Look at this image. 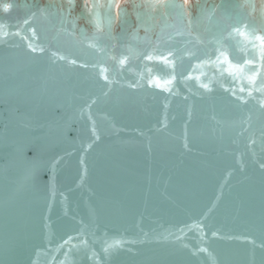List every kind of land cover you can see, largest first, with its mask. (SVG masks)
Returning <instances> with one entry per match:
<instances>
[{"label": "water", "instance_id": "obj_1", "mask_svg": "<svg viewBox=\"0 0 264 264\" xmlns=\"http://www.w3.org/2000/svg\"><path fill=\"white\" fill-rule=\"evenodd\" d=\"M70 1L0 0V264H264L247 0L117 26Z\"/></svg>", "mask_w": 264, "mask_h": 264}, {"label": "rangeland", "instance_id": "obj_2", "mask_svg": "<svg viewBox=\"0 0 264 264\" xmlns=\"http://www.w3.org/2000/svg\"><path fill=\"white\" fill-rule=\"evenodd\" d=\"M75 1H76V4L78 5V7L76 8L77 11H79V12L83 11V13H91L92 14V11L94 10L93 0H82V1L75 0ZM120 1H121V4L119 6V12L124 15V18H130V17L132 18L133 17L134 19H139L141 15H144L143 21L145 23L153 24V21H152L153 18L152 17L153 16L155 17V20H154V22H155L157 17H159L160 13L161 14L163 13V8H167V6L170 4L171 0H162L163 4L161 5L162 9H160V10L158 9V7L161 4L160 3L161 1L159 2L157 0H152V2H149L148 0H120ZM179 1L183 2L185 12L187 13L188 16H190L192 14V12L195 11L196 6H197V0H179ZM248 1H249V3H247ZM69 2H71V1L68 0V2L64 3L63 5L64 6L67 5ZM247 2H246V4H247L246 6L248 9L250 8V10L252 11V13H253L252 17L258 18V21H259V18L261 16L259 1L258 0H247ZM251 2H253L254 6L251 5ZM41 3L46 4V5H52L53 3L55 4L56 2H55V0H41ZM139 3L141 5V7H140L141 11H137ZM56 5L58 7L60 6L58 3H56ZM254 8L256 10L255 12L253 10ZM158 11H159V13H158ZM257 11L260 13L256 14ZM81 15H83V14H81ZM81 15H80V18H82Z\"/></svg>", "mask_w": 264, "mask_h": 264}, {"label": "bare ground", "instance_id": "obj_3", "mask_svg": "<svg viewBox=\"0 0 264 264\" xmlns=\"http://www.w3.org/2000/svg\"><path fill=\"white\" fill-rule=\"evenodd\" d=\"M148 1L152 2V0H148ZM157 1H159V2L161 1L160 2L161 4L158 7V9L160 10V9H162L161 5L163 4V1L162 0H157ZM258 1H259L260 10H261V16H260L259 21L257 23L258 24V30L264 35V0H258ZM55 2L61 6H64L63 4L67 3L68 0H55ZM56 3H55V5H56ZM248 3H249V1H248ZM93 4H94V10L92 11V14L94 16H96V18L103 19L101 17L108 15L111 19H113V21L115 23L114 26H117L120 19L124 18V15L119 12V6L121 4L120 0H93ZM166 10H167V8H163V13L162 14L160 13L159 17H157L158 20L162 16L166 15V12H167ZM158 13H159V11H158ZM250 15L252 17L253 13H251ZM152 18L151 19L154 22L155 17L153 16Z\"/></svg>", "mask_w": 264, "mask_h": 264}, {"label": "snow or ice", "instance_id": "obj_4", "mask_svg": "<svg viewBox=\"0 0 264 264\" xmlns=\"http://www.w3.org/2000/svg\"><path fill=\"white\" fill-rule=\"evenodd\" d=\"M12 7V5H10V4H7V5H5V10H7V9H9V8H11ZM25 23H27V21H25ZM247 26H245V28H246ZM235 31L239 34V35H241V36H244V37H248V33L247 32H245V31H241L240 29H235ZM33 34H35L34 33V30H33ZM255 40H258L259 42H260V45L262 46V47H264V37H262V36H259V35H256V36H254L253 37ZM29 47L32 49V51H36L37 49L36 48H33L32 47V45L30 44L29 45ZM41 51H43V49H40ZM221 55L222 56H224V63H229L230 64V61L228 60V58H227V56H226V54H224V53H221ZM149 60H151L152 59V57L151 56H149V57H147ZM60 59H64V57H60ZM160 59L162 60V61H164L165 63H168L169 61L167 60V57H160ZM72 63H75V61H72ZM120 63L121 64H123V63H125V60H121L120 61ZM245 63H251V61H246ZM233 67H236L237 68V70H242L239 66H233ZM103 71H106V70H103ZM103 71H102V75H103ZM106 80H107V76H105L104 77ZM255 79V76L253 75V76H251V77H249V80L250 81H253ZM156 83H157V85L159 86L160 85V81H159V79H157L156 80ZM164 83H171V81L170 80H168V81H165ZM204 87H207V85H204ZM105 251H107V249H105ZM206 251V250H205Z\"/></svg>", "mask_w": 264, "mask_h": 264}]
</instances>
